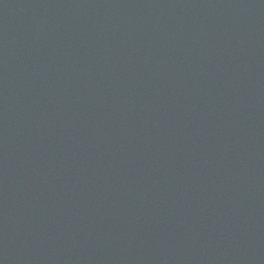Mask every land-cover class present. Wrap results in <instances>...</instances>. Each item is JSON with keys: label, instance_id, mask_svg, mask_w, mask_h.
Here are the masks:
<instances>
[{"label": "water", "instance_id": "95a60500", "mask_svg": "<svg viewBox=\"0 0 264 264\" xmlns=\"http://www.w3.org/2000/svg\"><path fill=\"white\" fill-rule=\"evenodd\" d=\"M0 264H264V0H0Z\"/></svg>", "mask_w": 264, "mask_h": 264}]
</instances>
